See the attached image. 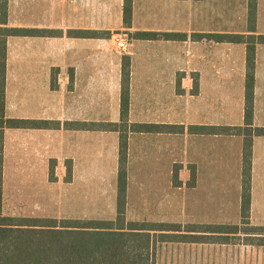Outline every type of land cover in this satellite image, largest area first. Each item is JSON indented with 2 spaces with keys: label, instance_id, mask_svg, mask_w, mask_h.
I'll list each match as a JSON object with an SVG mask.
<instances>
[{
  "label": "crops",
  "instance_id": "1",
  "mask_svg": "<svg viewBox=\"0 0 264 264\" xmlns=\"http://www.w3.org/2000/svg\"><path fill=\"white\" fill-rule=\"evenodd\" d=\"M123 6L7 0L0 28L39 32L4 38V119L47 126L0 128L2 183L16 169L19 183L44 182L52 191L50 168L55 178L64 168L71 214L114 220L120 132L84 125L120 123L127 66L124 216L149 225L148 261L264 264V137L250 142V204L242 214L246 44L210 38L264 35V0H132L129 26ZM78 31L99 35L71 34ZM138 32L176 36L142 39ZM116 33L127 36L124 53L115 49ZM252 126L264 127V44L255 46Z\"/></svg>",
  "mask_w": 264,
  "mask_h": 264
},
{
  "label": "trees",
  "instance_id": "2",
  "mask_svg": "<svg viewBox=\"0 0 264 264\" xmlns=\"http://www.w3.org/2000/svg\"><path fill=\"white\" fill-rule=\"evenodd\" d=\"M132 13V0H124L123 17L129 26ZM7 0H0V24H6ZM37 30L0 28V128L47 126V122L22 119H4V81H5V36L17 33H38ZM70 34V32H69ZM81 36L95 37L96 31L71 32ZM138 38L173 40V33L138 32ZM211 39L217 42L246 44V89L245 123L246 134L244 158V180L242 192V214L246 216L250 204V142L253 136L264 137V127H253V80L254 55L256 44H264V35L214 34ZM128 65V62H127ZM128 67H123L121 89V121L96 125L89 123V130L104 128L120 132L119 170H118V214L114 220L97 219H57L52 217H15L2 214V136L0 131V264H151L146 258L151 240L149 225L146 223L127 222L124 216L125 181H126V128L129 110ZM143 129L144 125H137ZM163 128H167L163 126ZM231 130L230 128H226ZM220 130V129H219ZM71 168L67 167V177ZM53 168L50 169V176ZM160 228L167 227L158 224ZM175 225H173L174 227Z\"/></svg>",
  "mask_w": 264,
  "mask_h": 264
},
{
  "label": "rangeland",
  "instance_id": "3",
  "mask_svg": "<svg viewBox=\"0 0 264 264\" xmlns=\"http://www.w3.org/2000/svg\"><path fill=\"white\" fill-rule=\"evenodd\" d=\"M62 171L63 173H60L61 175H59V178L54 177V174L56 173L54 169L53 175H49L50 183L57 179L55 188H52L53 190L51 191V186H49L51 184L48 183L36 182L35 184L30 183L28 185L23 182L19 183L16 169H7L6 182L2 183V214L15 217H52L57 219L79 218L85 220H108L113 218L112 216L106 215H72V210L69 209L64 200V168H62ZM57 174H59V171ZM86 177L89 180L90 177L93 176L88 175ZM97 179L100 180L101 177L98 176ZM93 189H98V191H100V182L96 183L94 181ZM88 211L95 212V209H89ZM88 211L86 210V212Z\"/></svg>",
  "mask_w": 264,
  "mask_h": 264
},
{
  "label": "built area",
  "instance_id": "4",
  "mask_svg": "<svg viewBox=\"0 0 264 264\" xmlns=\"http://www.w3.org/2000/svg\"><path fill=\"white\" fill-rule=\"evenodd\" d=\"M113 42L115 49L124 53L128 49V40L127 36L122 33H116L113 35Z\"/></svg>",
  "mask_w": 264,
  "mask_h": 264
}]
</instances>
